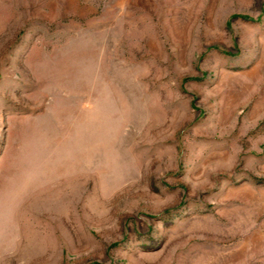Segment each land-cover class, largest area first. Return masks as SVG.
Listing matches in <instances>:
<instances>
[{"label": "rangeland", "instance_id": "obj_1", "mask_svg": "<svg viewBox=\"0 0 264 264\" xmlns=\"http://www.w3.org/2000/svg\"><path fill=\"white\" fill-rule=\"evenodd\" d=\"M0 264H264V0H0Z\"/></svg>", "mask_w": 264, "mask_h": 264}]
</instances>
